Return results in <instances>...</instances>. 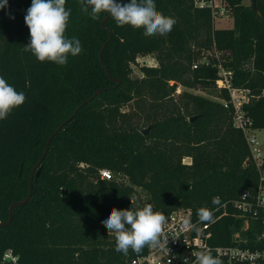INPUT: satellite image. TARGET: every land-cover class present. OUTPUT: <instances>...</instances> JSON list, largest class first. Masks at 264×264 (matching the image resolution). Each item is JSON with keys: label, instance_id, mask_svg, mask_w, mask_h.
I'll return each mask as SVG.
<instances>
[{"label": "trees", "instance_id": "trees-1", "mask_svg": "<svg viewBox=\"0 0 264 264\" xmlns=\"http://www.w3.org/2000/svg\"><path fill=\"white\" fill-rule=\"evenodd\" d=\"M226 2L231 28H217L210 9L194 0H155L177 22L165 35L145 37L143 29L119 27L110 15L102 24L108 13L93 20L79 0H66L65 34L84 50L69 56L66 66L23 51L31 0H8L0 9V75L26 95L0 121V264H10L2 260L8 249L18 264H130L147 247L127 256L116 252L115 234L109 236L102 221L113 207L130 209L131 197L163 213L189 207L196 218L206 206L214 211L213 222H204L213 245H254L258 220L242 231L245 218L234 202L245 191L255 193L258 171L234 126L233 108L221 101L230 94L219 87L217 67H193L201 52L217 49L233 70V85L255 94L245 108L264 129V0H256V9L245 0ZM147 54L157 64L142 65V76L134 75L132 64ZM180 86L185 89L177 91ZM80 105L50 143L32 198L4 225L12 203L28 197L32 168L48 138ZM103 169L112 177L102 178ZM214 196L220 205L211 203ZM239 231L246 242L237 243Z\"/></svg>", "mask_w": 264, "mask_h": 264}, {"label": "clouds", "instance_id": "clouds-1", "mask_svg": "<svg viewBox=\"0 0 264 264\" xmlns=\"http://www.w3.org/2000/svg\"><path fill=\"white\" fill-rule=\"evenodd\" d=\"M79 4L81 11L93 20L98 19L101 13H108L117 26L143 29L145 37L165 35L177 22L175 18L159 11L155 0H79ZM65 5L66 0H31L24 17L30 39L23 51L30 52L39 62L66 66L69 56L76 57L84 51L78 38H68L65 34L71 16V10L66 9ZM7 6L8 0H0V9ZM10 18L14 19V16ZM25 102V93L18 92L0 75V121L7 119L14 109ZM130 200V209L113 207L108 217L102 221L109 236L115 234V251L125 256L130 249L140 253L145 247H159L167 223V217L154 211L152 204L145 203L141 207L136 204L135 197ZM211 203L214 206L220 205V197L214 196ZM196 214L200 222L211 223L214 220V211L206 206L200 207ZM188 226L189 222L185 221V227ZM191 227L195 229V225ZM191 256L194 257L191 264H222L208 250L192 251ZM183 264H189L187 257Z\"/></svg>", "mask_w": 264, "mask_h": 264}, {"label": "built area", "instance_id": "built-area-1", "mask_svg": "<svg viewBox=\"0 0 264 264\" xmlns=\"http://www.w3.org/2000/svg\"><path fill=\"white\" fill-rule=\"evenodd\" d=\"M194 4L199 8L210 9L215 26L220 19L232 18L226 0H194ZM200 64H214L217 67V74L221 78L219 87L226 88L230 94L229 100L221 101L226 107L233 108L234 126L243 132L250 151V160L258 171L259 183L255 193L243 192L234 202V207L240 211L239 216L245 218L242 231H246L251 220L256 219L259 233L253 239L252 246L213 245L210 239L211 232L208 230L209 224L200 222L192 208L180 207L168 213L161 212L167 217L161 245L157 248L147 247L146 253L133 258L130 264H183L185 257L191 264L194 260L191 252L196 250L211 251L213 256L222 261V264H264V150L257 136L260 129L254 126V120L245 108L255 94L250 88L233 85V70L225 67L217 49L201 52L193 67L197 68ZM259 96H264V90ZM101 177L109 179L112 177V172L103 169ZM225 206L224 204L222 207ZM185 221L189 222L187 228ZM192 225H195V229L191 227ZM241 235V231L236 233L237 243L247 241ZM2 260L6 263L18 264V257L10 249L5 251Z\"/></svg>", "mask_w": 264, "mask_h": 264}, {"label": "water", "instance_id": "water-1", "mask_svg": "<svg viewBox=\"0 0 264 264\" xmlns=\"http://www.w3.org/2000/svg\"><path fill=\"white\" fill-rule=\"evenodd\" d=\"M250 1L252 3L253 8L256 9V0H250ZM108 17H109V14L103 19L102 24L105 23V21L108 19ZM110 39H111V36H110L109 40ZM106 44L107 43H105L103 45V47L101 48L100 53H99V59H100L101 64H103L102 54H103V50H104ZM106 70H107V73L109 74L108 69H106ZM101 91H102V89H98L95 92V95L94 96H96L97 94H99ZM91 100H92V98L88 99V101H91ZM81 106L82 105L78 106L77 109L73 112V114L69 118H67L66 121H64L63 123H61V125H59V127L48 138L47 143H46V146H45V150H44L41 158L39 159V161L37 162V164L35 165V167L32 169L31 178H30V193H29L28 197L26 199H24V200L16 201V202L12 203V205L10 206V218H9V220L7 222L3 223L4 225H7V224H9L12 221V219H13V210H14V208L16 206H20V205L26 204L32 198V194H33L32 178H33V175H34V170L37 167H39L38 171L36 172V177H35L37 179L38 176H39V174H40V172H41V166L40 165H41L42 161L44 160V158L46 156V153H47V151L49 149L50 143L52 142L53 138L60 132V130L64 127V125L66 124V122L70 121L77 114V112L80 110ZM194 119H195V117H192L191 118V120H194ZM149 130H150L149 127L148 128H145V129H143V133H147ZM0 224H2V223L0 222Z\"/></svg>", "mask_w": 264, "mask_h": 264}, {"label": "rangeland", "instance_id": "rangeland-1", "mask_svg": "<svg viewBox=\"0 0 264 264\" xmlns=\"http://www.w3.org/2000/svg\"><path fill=\"white\" fill-rule=\"evenodd\" d=\"M250 2H251L250 0H245V3L246 4H249ZM232 26H233V19L231 17L230 18H227V19H220V20H218L216 22V27L217 28H231ZM99 53H100V51H99ZM102 59H103V54H102ZM156 64H157V61H156V59L154 58L153 55L147 54L145 56H140L137 59V62L135 64H132L133 74L136 75V76H142V72H141V68H140L142 65H151V66L153 65L154 66ZM184 89L185 88L183 86H180V87H178V90L177 91H182ZM190 91H193L195 93H198V94L205 95V96H208L210 98H213L212 96H210L207 93H205L203 91H200V90H192V89H190ZM125 109H127V108H125ZM257 136H258V139L261 141L262 147H263V150H264V129H260L257 132ZM184 160L186 162H189L190 161L189 158H185ZM35 165H34V167H35ZM38 169H39V167H37L34 170V175L38 171ZM34 175H33V178H32L33 191H34V181L36 180V178L34 177Z\"/></svg>", "mask_w": 264, "mask_h": 264}]
</instances>
